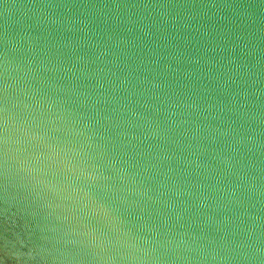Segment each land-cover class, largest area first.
<instances>
[{
    "label": "clouds",
    "instance_id": "1",
    "mask_svg": "<svg viewBox=\"0 0 264 264\" xmlns=\"http://www.w3.org/2000/svg\"><path fill=\"white\" fill-rule=\"evenodd\" d=\"M251 9L264 17V0H0L5 54L15 32L27 72L67 94L101 160L189 262L264 264L252 203L264 205L252 165L264 157V30Z\"/></svg>",
    "mask_w": 264,
    "mask_h": 264
},
{
    "label": "water",
    "instance_id": "2",
    "mask_svg": "<svg viewBox=\"0 0 264 264\" xmlns=\"http://www.w3.org/2000/svg\"><path fill=\"white\" fill-rule=\"evenodd\" d=\"M250 11L264 30L261 10ZM26 55L11 31L5 54L0 18V264H211L180 259L195 253L166 243L131 178L109 170L76 105L55 81L27 72ZM252 165L264 176L255 171L264 157Z\"/></svg>",
    "mask_w": 264,
    "mask_h": 264
}]
</instances>
